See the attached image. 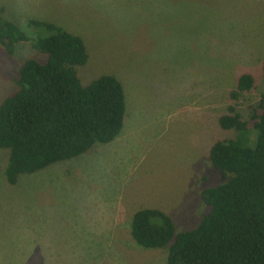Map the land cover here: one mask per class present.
Instances as JSON below:
<instances>
[{
	"label": "rangeland",
	"instance_id": "rangeland-1",
	"mask_svg": "<svg viewBox=\"0 0 264 264\" xmlns=\"http://www.w3.org/2000/svg\"><path fill=\"white\" fill-rule=\"evenodd\" d=\"M0 11L26 36L33 19L79 37L80 83L111 76L124 99L113 141L13 186L0 150V264H165V250L131 240L130 217L156 209L179 233L206 213L199 194L217 184L207 152L234 136L216 119L236 77L253 78L234 103L241 117L264 93V0H0ZM33 57L28 43L0 51V101Z\"/></svg>",
	"mask_w": 264,
	"mask_h": 264
},
{
	"label": "trees",
	"instance_id": "trees-1",
	"mask_svg": "<svg viewBox=\"0 0 264 264\" xmlns=\"http://www.w3.org/2000/svg\"><path fill=\"white\" fill-rule=\"evenodd\" d=\"M24 26L32 35L0 11V51L11 56L19 43H28L40 57L20 63L15 90L0 101V150L7 152L2 176L9 186L110 143L124 118L116 79L102 75L80 83L75 68L87 56L79 37L45 21L26 19ZM260 73L264 84V58ZM252 88L251 75H238L228 95L232 104L216 119L219 130L234 136L208 149L217 184L200 192L207 211L196 226L175 233L171 219L150 208L130 217L131 240L165 250V264H264V93L245 118L234 105Z\"/></svg>",
	"mask_w": 264,
	"mask_h": 264
}]
</instances>
